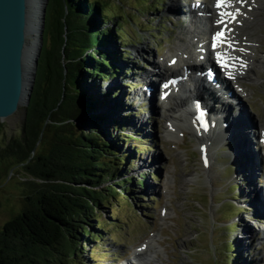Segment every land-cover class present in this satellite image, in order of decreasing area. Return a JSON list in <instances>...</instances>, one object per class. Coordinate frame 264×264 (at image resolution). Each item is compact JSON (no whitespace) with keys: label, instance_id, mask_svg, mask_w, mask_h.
Segmentation results:
<instances>
[{"label":"rangeland","instance_id":"1","mask_svg":"<svg viewBox=\"0 0 264 264\" xmlns=\"http://www.w3.org/2000/svg\"><path fill=\"white\" fill-rule=\"evenodd\" d=\"M96 1L112 17L123 14L130 19L126 24L119 25L116 21L114 25L115 29L117 26L122 29V41L117 39L112 45L120 56V73L115 80L103 83L102 90L113 92L117 89L115 98L131 105V124L140 132L139 141L134 145H140L141 149L131 165L126 166V171L128 176L137 178L139 185H133L127 195L118 194L111 207L100 210L103 213L98 222L105 226V244L89 243L82 251L79 264H225L231 247L240 264H264V218L253 209L255 204L251 198L254 194L252 197L249 194V190L255 189L259 193V203L264 204V180L260 175L264 173V164L259 163L254 182L246 181L245 172L238 168L246 155L242 158L238 154L234 159L235 149L228 141L215 137L219 133L214 125L213 137L210 136L211 130L202 131L208 136L207 147L210 149V158L204 160L197 141L186 130L184 122H177L179 126L176 127L181 130L172 137L165 132L163 120H159L161 113L151 115L145 101L134 98L135 92L143 89L148 81L146 77L152 70V61H162L171 52L175 55L176 49L185 48L187 29L198 25L191 18L180 20L175 17V12L168 11L167 5L182 1L188 2L189 7L195 3L209 6L211 0H164L159 12L154 8L155 0ZM258 1L262 4L261 9L249 6L250 19L246 17L245 21L237 23L234 32L242 41L243 49L248 48L255 59L264 61V0ZM187 7L183 5V8ZM50 47L48 41L47 49ZM137 47L145 48L148 53H143L144 57H135L132 53ZM241 68L245 70L244 65ZM246 71L243 81L232 86L245 91L246 97L243 98L240 90H236L246 115L243 117L245 122L257 124L254 129L258 132L260 126L264 129V69L256 67L255 63ZM213 76L218 79V75ZM156 82L158 79L155 88ZM67 89L71 91L69 85ZM186 100L190 105V100ZM172 102L169 100L166 107L174 106ZM152 104L159 110L160 101L155 98ZM26 107L27 102L19 105L13 115L0 120V127L5 129L7 136L20 135ZM196 114L195 111L194 117ZM55 130L56 125L51 124L44 129L36 146V155L48 152ZM258 143L250 145L254 156L261 154ZM244 159L248 160L247 156ZM142 164L146 165L140 166ZM231 165L235 168L233 172ZM224 169L230 170L231 176L227 173L225 176ZM28 180L14 159L0 161V230L22 211L28 194ZM233 185L239 187L240 201L230 199ZM242 206L250 212L241 209ZM236 224L237 228L234 227ZM247 226L252 227L248 234L244 232ZM146 242L154 246L149 253L151 263L134 256L135 250ZM223 247H228L226 253Z\"/></svg>","mask_w":264,"mask_h":264},{"label":"trees","instance_id":"2","mask_svg":"<svg viewBox=\"0 0 264 264\" xmlns=\"http://www.w3.org/2000/svg\"><path fill=\"white\" fill-rule=\"evenodd\" d=\"M163 2L154 1L157 12ZM128 20L123 14L112 17L96 0L47 1L20 135L7 136L0 127V161L14 159L29 178L22 211L0 230V264H79L89 243L105 244L100 210L139 185L126 171L141 149L134 145L140 132L131 124V105L115 98L117 89L102 90L120 73L112 45L122 41V29L114 25ZM49 124L56 125L50 148L36 155ZM233 187L230 199L240 201L239 187ZM233 253L231 247L225 264H240Z\"/></svg>","mask_w":264,"mask_h":264},{"label":"bare ground","instance_id":"3","mask_svg":"<svg viewBox=\"0 0 264 264\" xmlns=\"http://www.w3.org/2000/svg\"><path fill=\"white\" fill-rule=\"evenodd\" d=\"M27 2L28 24L23 58L25 90L19 105L27 102V92L33 83L32 75L35 61L37 60V51L40 47L41 16L46 0H27ZM217 4L223 6L217 7ZM183 5L188 7L183 8ZM189 5L188 2L184 3L182 1H172L167 5L168 11L172 10L175 12V17L177 16L180 20H187L191 17L198 25L190 26L191 28L187 29L188 42L185 48L182 46L176 49L174 51L176 52L175 55H172L171 53L173 52H171L162 61H152V70L147 73L146 77L148 81L144 83L143 89L135 92L134 98L145 101L146 106L150 108L149 112H151V115L161 113L159 120H163L162 124L165 126V132L172 137L181 130L176 127L179 126L177 122H184L186 124L184 127L194 136L193 138L197 141L199 150L203 153L204 160H206L207 157L208 159L210 158V149L207 147L208 136L197 128V122H193L192 119L194 114V112L192 114V110L195 108L194 103H199L200 110L204 111V120L211 127L210 136H214L212 129L214 125L219 133L215 137L218 140L228 141V144L235 149L234 159L238 154L242 158L243 155L247 156L248 160L244 159L246 158L245 156L243 164L237 166L238 168L240 167L239 171L245 172L246 181L254 182L255 177L258 175L257 168L259 163L264 164V129L260 126L259 131L256 132L254 128L257 124L251 121L250 123L245 122L244 117L246 115L244 116L243 114L239 101L240 96H238L236 90H240L243 98L246 97V94L241 87L238 86L236 88L233 86L243 81L247 75L246 70H250L253 64L256 63V67L264 69V61L261 60L262 58L255 59L253 54L247 50L248 48L243 49V43L237 39L236 31L234 32V30L237 28V23L245 21L246 17L250 19V14L247 12L249 6L259 10L262 4L258 0H223L220 2L211 0L209 6L198 3H195L193 7H189ZM219 11L226 14L223 16V19L227 21L226 24L220 23L221 15L218 16L216 14ZM228 13L231 15H227ZM231 16H235V18L232 19ZM219 29L225 30L223 39L225 44L219 42V46L211 50L210 46L218 43L214 37ZM229 44L231 47L228 46ZM143 53L148 52L143 47H137L132 55L144 57ZM218 56L222 57V59L218 60ZM238 57L242 58L241 62L236 61ZM226 65H228V68H226ZM242 65H244L245 70L241 68ZM217 73L222 79L218 78L215 84L203 81V78L217 75ZM170 75H175L182 79L176 91L171 89L170 85L166 86L165 82L162 83V87L160 86L162 79L165 76L169 78ZM156 79H158V82H156L155 88ZM160 87L162 88L161 91H159ZM162 95L164 99H161ZM155 98L161 103L159 110L152 104ZM187 98L190 100V105L187 104ZM171 99L174 102V104L172 102L174 106L166 107ZM257 141H259L258 145L262 147V150L261 154L258 153V155L254 156L251 146L252 143ZM238 161L236 160L237 163ZM143 165L146 164L140 166ZM260 175L264 180V173L262 172ZM254 190L253 188L249 190L251 197L254 194V198H251V200L255 205L252 207L264 218V204L261 205L259 203V193ZM247 205L249 207L250 204ZM251 231L252 227L247 226L244 232L248 234ZM246 239H248L247 236ZM151 250H154V246L146 242L135 250L134 256L140 261L147 260L151 263L152 259H150L151 256L149 255ZM146 257H149V260Z\"/></svg>","mask_w":264,"mask_h":264},{"label":"water","instance_id":"4","mask_svg":"<svg viewBox=\"0 0 264 264\" xmlns=\"http://www.w3.org/2000/svg\"><path fill=\"white\" fill-rule=\"evenodd\" d=\"M47 1L41 16L40 47L37 51V60L32 75L33 83L27 92V105L33 90L35 72L43 43ZM27 17V0H0V120L16 112L25 90L23 58L27 36ZM72 124L77 125L75 122ZM207 177L209 178V176Z\"/></svg>","mask_w":264,"mask_h":264},{"label":"snow or ice","instance_id":"5","mask_svg":"<svg viewBox=\"0 0 264 264\" xmlns=\"http://www.w3.org/2000/svg\"><path fill=\"white\" fill-rule=\"evenodd\" d=\"M222 6H223V5H221V4H217V7H222ZM224 15H226V14H225V13H221V20H220V23H221V24H226V23H227V21H225V20L223 19V16H224ZM227 15H231V14L228 13ZM214 39L218 42L217 44L214 45V47L219 46V42H220V41H223V39H224L223 32H219V33H217L216 36L214 37ZM228 46L231 47L230 44H229ZM217 59L220 60V59H222V57L218 56ZM166 86H167V85H166Z\"/></svg>","mask_w":264,"mask_h":264}]
</instances>
